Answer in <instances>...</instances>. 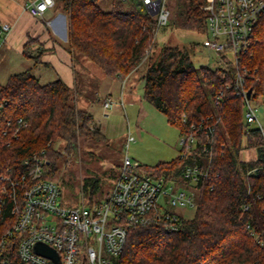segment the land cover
<instances>
[{
  "label": "trees",
  "instance_id": "1",
  "mask_svg": "<svg viewBox=\"0 0 264 264\" xmlns=\"http://www.w3.org/2000/svg\"><path fill=\"white\" fill-rule=\"evenodd\" d=\"M69 14L68 48L74 56L99 65L113 78L123 80L150 57L144 75V98L162 111L180 133L187 123L213 115L217 123L213 136L198 133L196 146L170 161L146 165L153 176L182 178L187 165L208 171L197 184L195 213H180L181 226L167 231L165 222L130 228L118 264H264V170L249 171L264 160L263 137L258 129L246 134L244 100L226 88L240 73L254 98L264 96V15L255 27L251 48L234 63L227 56L224 65L195 66L188 49L165 45L156 60L154 19L141 2L130 7L123 0L104 9L98 0H56ZM206 0H168L173 27L206 33ZM118 5V6H117ZM40 51L44 42L29 35L23 54ZM217 95L222 96L220 103ZM186 116L187 122L183 120ZM22 118L27 124H20ZM94 116L76 103L75 89L58 78L42 84L32 68L11 74L0 85V192L2 175L21 173L25 160L46 159V176L52 177L66 154L55 147L65 140L76 149L81 139L102 140L108 136L94 128ZM255 147L259 157L245 160L244 148ZM82 179V190L92 194L98 179ZM182 181H184L182 179ZM251 204L245 210L246 204ZM173 210V209H172ZM248 222L260 238L250 232ZM7 221L0 215V229Z\"/></svg>",
  "mask_w": 264,
  "mask_h": 264
},
{
  "label": "built area",
  "instance_id": "2",
  "mask_svg": "<svg viewBox=\"0 0 264 264\" xmlns=\"http://www.w3.org/2000/svg\"><path fill=\"white\" fill-rule=\"evenodd\" d=\"M133 1L144 5L158 28L169 22L172 11L168 0ZM55 5L56 0H27L24 10L40 19ZM202 8L207 11L203 45L237 63L239 56L252 46L255 27L264 15V0H206ZM10 30L11 25L4 24L0 34ZM226 88L243 98L246 134L258 129L264 146L263 126H252L258 120L261 105L252 92L249 96L243 76L238 73ZM217 100L220 103L222 96L217 95ZM104 104L111 108L112 99L106 97ZM183 120L187 122L186 116ZM220 121L221 117L211 115L188 122L180 135V154L193 150L198 133L213 136ZM19 122L27 124L22 118ZM258 157L256 154L245 160L254 161ZM25 164L23 172L13 174L10 170L1 176L0 215L7 223L0 229V264H118L130 228L162 220L167 231L178 230L181 217L174 207H195L197 184L208 174L199 165H187L181 179L173 175L158 178L126 154L115 185L104 200L69 206L62 200L59 181L46 176L43 156L35 155L34 160L26 159ZM260 169L264 170V160L249 173ZM250 207L248 203L244 209ZM247 227L260 238L251 222ZM37 242L56 249L59 260L37 253L34 250Z\"/></svg>",
  "mask_w": 264,
  "mask_h": 264
},
{
  "label": "rangeland",
  "instance_id": "3",
  "mask_svg": "<svg viewBox=\"0 0 264 264\" xmlns=\"http://www.w3.org/2000/svg\"><path fill=\"white\" fill-rule=\"evenodd\" d=\"M114 1L117 0H98V3L104 9H111ZM25 2L26 0H0V27L6 22L13 24L23 11ZM133 2L123 0L122 5L130 7ZM61 7L64 10L62 5ZM48 21L45 20V23L50 25ZM22 31L20 25L6 40V34H0V85L5 84L11 74L29 68H32L42 84L61 78L74 87L78 106L89 110L88 112L93 111L96 119L103 123L108 136L102 140L83 138L76 149L68 148L65 140L55 143V147L63 151L68 158V162L60 165L59 171L53 176L59 181L62 200L66 205L80 206L83 202L89 205L90 193L89 189L82 190L83 178L98 179L92 198L96 201L104 200L115 185L126 154L138 160L144 168L146 165L170 161L178 156L180 130L171 125L165 114L144 98V75L150 57H146L139 68L125 79L113 81L111 77L104 79L107 74L99 65L77 53L76 61L70 59L67 62L63 56L68 46L67 30L62 33L58 50L43 56L44 61L51 63L49 66L44 62L40 63L44 47L40 51H37L36 47L30 49V57L23 55L24 42L20 45ZM205 37V33L176 28L170 23L159 28L155 24L151 59L154 61L158 58L163 46L172 45L188 49L198 68H217L224 65L225 58L203 45ZM74 72L76 82L73 78ZM108 91L112 94L113 106L104 108L105 94ZM257 100L264 108V96ZM257 114L258 120L252 126L262 125L264 129V110H259ZM96 119L94 118L93 127L99 128ZM256 154L257 149H244L241 156L243 159H249ZM174 210L186 217L195 213V207L181 209L176 206Z\"/></svg>",
  "mask_w": 264,
  "mask_h": 264
},
{
  "label": "crops",
  "instance_id": "4",
  "mask_svg": "<svg viewBox=\"0 0 264 264\" xmlns=\"http://www.w3.org/2000/svg\"><path fill=\"white\" fill-rule=\"evenodd\" d=\"M26 2H27V0H26ZM24 6H23V11L15 19L13 24H10L9 22L5 23V24L11 25V30L6 33L5 40H6V37H8L9 35L11 37V34L13 32L15 33V30L21 25V28H23V31H22V34L20 35V38H21L20 39V45H22V42L25 43L27 41L29 35L39 36L41 41L44 42V49H43L42 54L40 56V63L44 62L46 65H48V64L51 65V63L49 61H44L43 56L48 54V53L51 54L54 51L58 50V47L61 44L60 42H62L61 41L62 40V33H64L66 30L68 33L69 14L66 11L62 10L61 5L58 4V2H56V5L52 8H50L45 13L43 18L39 19V18L34 17L28 11L24 10ZM45 20H51V24L47 25L45 23ZM67 40H68V38H67ZM63 56L67 60V62H69L70 59L72 61L77 60V58H76L77 56H74L73 52H70L68 46L66 47V54ZM106 77H109V76L108 75L104 76V79H107ZM73 78L76 82V73L75 72L73 74ZM111 80L115 81V79H112V78H111ZM111 95H112L111 92L108 91V93L105 94V99H106V97L111 98ZM104 108H106L105 104H104ZM90 113H92L94 118L96 119L95 113L93 111H90ZM96 121H97L98 127L100 129H102V131H104L106 134V130L103 127V123L99 119H96ZM181 209H183V208H181Z\"/></svg>",
  "mask_w": 264,
  "mask_h": 264
},
{
  "label": "water",
  "instance_id": "5",
  "mask_svg": "<svg viewBox=\"0 0 264 264\" xmlns=\"http://www.w3.org/2000/svg\"><path fill=\"white\" fill-rule=\"evenodd\" d=\"M251 90H249L248 94L250 96L251 94ZM261 111H263V107L260 108ZM34 250L41 254L44 255L46 257H49L55 261L59 260V255L58 252L56 251V249H54L53 247H51L50 245L43 243V242H37L34 246Z\"/></svg>",
  "mask_w": 264,
  "mask_h": 264
}]
</instances>
